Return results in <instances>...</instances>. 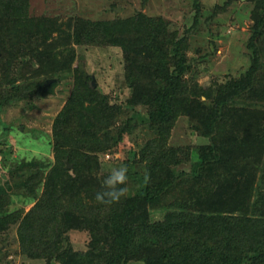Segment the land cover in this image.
Here are the masks:
<instances>
[{"label":"trees","instance_id":"obj_1","mask_svg":"<svg viewBox=\"0 0 264 264\" xmlns=\"http://www.w3.org/2000/svg\"><path fill=\"white\" fill-rule=\"evenodd\" d=\"M27 5L28 0H0V57L11 59L0 80V104L29 95L31 84L50 92L47 78L40 75L66 69L74 56L71 41L91 43L101 28L99 21L79 16L30 15ZM250 18L247 69L206 88L185 76L191 71L185 37L168 32L160 17L142 12L127 17L130 36L121 46L130 88L125 103L146 109L145 115L134 111L127 123L135 127L140 120L164 135L184 114L210 140L197 149L168 146L139 160L134 156L145 169L128 171L133 187L106 208L95 199L105 178L98 175V152L108 150L107 128L121 106L91 87L81 69L76 74L80 89L52 122L54 161H20L14 184H0V231L18 222L21 250L46 257V264L64 252L57 264H126L129 259L142 264H264V0H252ZM28 67L35 79L31 86L17 82L26 79ZM186 159H191L188 166H176ZM13 193L35 199L23 216L7 206ZM155 206L164 209L168 235L163 243L152 231L149 213ZM75 227L90 232L85 251L63 246V232Z\"/></svg>","mask_w":264,"mask_h":264},{"label":"rangeland","instance_id":"obj_2","mask_svg":"<svg viewBox=\"0 0 264 264\" xmlns=\"http://www.w3.org/2000/svg\"><path fill=\"white\" fill-rule=\"evenodd\" d=\"M27 6L30 15L55 16L63 20L69 16H79L99 21L101 28L91 43L76 44L71 41L70 44L74 47L72 63L58 72L57 76L49 72L40 75L39 78H47L48 85H51L50 92L46 93V86L30 85L35 79L28 67L25 68V71L29 70L26 72V79H17V82L28 83L32 87V93L0 104V184L8 180L10 184H14L17 177L12 174L15 171L21 172L18 170L20 161H54L52 122L71 93L76 88L80 89L76 74L81 69L85 73L83 77L88 76L89 84L94 77L95 83L91 87L96 86L107 95L109 102L121 106L107 128L109 148L98 152L99 176L106 177L110 169L119 167L121 163L127 165L130 172L145 169L142 161L133 160L134 156L139 160L161 152L168 146H179L184 150L197 149L199 144L210 140L207 136L198 134L194 128L195 121L184 114L176 118L168 134L164 135H156L140 120L135 127L127 123L126 118L134 111L146 114L144 105L139 104L131 109L125 103L130 95V88L125 82V61L121 46L130 36L126 18L131 15L142 12L160 17L166 23L168 32L175 31L177 37H185L183 48L191 64V71L186 72L185 76L196 81L198 87H214L217 83L238 77L250 64L251 50L247 47V39L251 34L252 0H28ZM5 66L11 67V59L1 56V81L6 77L3 70ZM262 72L264 74V68ZM201 97L205 98L204 95ZM246 160L253 164L249 156ZM190 162L191 159H186L176 166L186 167ZM262 165L259 163V167ZM31 168L34 172L37 167ZM28 171L31 172L25 170ZM70 172L76 174L72 169ZM262 172L260 170L258 174ZM261 185L264 186V181ZM132 187L133 182L128 177L125 188L129 190ZM34 202L35 199L25 200L22 195L13 193L7 206L9 210H21L23 216ZM90 203L93 204V201ZM103 205L107 208L112 204ZM163 213L164 209L157 206L150 208L149 213L152 231L160 243L168 235V229L163 223ZM17 223L0 231V264H46V257H30L21 250ZM63 233V246L79 251L88 248L91 238L88 229L75 227ZM66 255L67 252H64L50 261L57 264ZM126 264H142V261L129 259Z\"/></svg>","mask_w":264,"mask_h":264},{"label":"clouds","instance_id":"obj_3","mask_svg":"<svg viewBox=\"0 0 264 264\" xmlns=\"http://www.w3.org/2000/svg\"><path fill=\"white\" fill-rule=\"evenodd\" d=\"M122 159V158H121ZM128 180V167L121 163L119 167L110 169L109 174L102 180V188L95 194L98 203L111 205L118 203L122 197L126 195L125 185ZM145 184L150 182V174L145 171L143 176Z\"/></svg>","mask_w":264,"mask_h":264},{"label":"water","instance_id":"obj_4","mask_svg":"<svg viewBox=\"0 0 264 264\" xmlns=\"http://www.w3.org/2000/svg\"><path fill=\"white\" fill-rule=\"evenodd\" d=\"M94 77H92V80H91V85L94 86Z\"/></svg>","mask_w":264,"mask_h":264},{"label":"built area","instance_id":"obj_5","mask_svg":"<svg viewBox=\"0 0 264 264\" xmlns=\"http://www.w3.org/2000/svg\"><path fill=\"white\" fill-rule=\"evenodd\" d=\"M106 155H108V154L106 153Z\"/></svg>","mask_w":264,"mask_h":264}]
</instances>
